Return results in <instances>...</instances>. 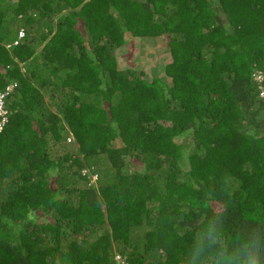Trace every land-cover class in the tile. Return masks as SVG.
<instances>
[{"label":"trees","instance_id":"obj_1","mask_svg":"<svg viewBox=\"0 0 264 264\" xmlns=\"http://www.w3.org/2000/svg\"><path fill=\"white\" fill-rule=\"evenodd\" d=\"M262 91L264 0H0V264H209L213 203L264 238Z\"/></svg>","mask_w":264,"mask_h":264},{"label":"clouds","instance_id":"obj_2","mask_svg":"<svg viewBox=\"0 0 264 264\" xmlns=\"http://www.w3.org/2000/svg\"><path fill=\"white\" fill-rule=\"evenodd\" d=\"M17 40H14V42H17ZM12 86L13 84L11 83L6 89H10ZM2 93L4 95L6 92H0V94ZM3 95L1 97L2 104L4 100ZM5 114L0 113L1 119L5 117L6 120ZM67 139H73V135L70 134ZM207 197L204 207L208 206V201L215 200L214 190H209ZM212 208L214 211L211 220L203 228V232L209 234L208 243L210 247L207 253L209 264H261V255L264 254V238H261L259 234L253 238L247 230H244L237 232L226 240H221L220 237L227 232L223 222V216L227 211V204L213 203ZM205 216L207 217V214ZM211 245H214V247H211Z\"/></svg>","mask_w":264,"mask_h":264},{"label":"rangeland","instance_id":"obj_3","mask_svg":"<svg viewBox=\"0 0 264 264\" xmlns=\"http://www.w3.org/2000/svg\"><path fill=\"white\" fill-rule=\"evenodd\" d=\"M127 37L128 41L116 49L120 65L128 67L126 62H129V64L135 65L138 69H144L147 76L153 73L155 68H157V63H159L157 61L163 55L168 54L165 46H163L165 39L154 36ZM97 177L98 175L92 173L90 181H97ZM115 257L119 259V253L116 252Z\"/></svg>","mask_w":264,"mask_h":264},{"label":"built area","instance_id":"obj_4","mask_svg":"<svg viewBox=\"0 0 264 264\" xmlns=\"http://www.w3.org/2000/svg\"><path fill=\"white\" fill-rule=\"evenodd\" d=\"M23 34H24V30L20 29L19 33H18V37L23 36ZM262 94H264V91H262ZM2 95H3V93L0 94V113L2 112V113L5 114L6 110L4 109L3 104H2V99H1ZM4 121H5V117H2V119L0 120V128H1V126H2ZM118 260H119L120 264H127L126 261L124 260V258L121 257V256H120V258Z\"/></svg>","mask_w":264,"mask_h":264}]
</instances>
